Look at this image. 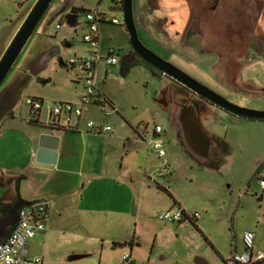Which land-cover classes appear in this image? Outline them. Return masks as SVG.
Here are the masks:
<instances>
[{
    "label": "rangeland",
    "instance_id": "374dc122",
    "mask_svg": "<svg viewBox=\"0 0 264 264\" xmlns=\"http://www.w3.org/2000/svg\"><path fill=\"white\" fill-rule=\"evenodd\" d=\"M35 1L0 0V34L7 31L0 39V55ZM64 4L85 11L96 7L118 21L99 24L96 47L101 57L112 52L116 63L100 60L94 70L96 91L116 113L105 115L98 106L90 105L82 111L79 123L90 120L121 136H131L137 129L145 139L151 137L153 124H158L165 155L159 159L146 143H138L134 144L137 153L127 157L133 168L136 218L124 239L86 243L70 239L69 245L65 243V256L38 255L41 264H125L121 260L124 254L130 255V264H197L195 257L206 264H225L231 252L244 251L242 235L246 231L253 236L252 253L264 255V189L257 182L264 175V120L240 118L215 105H205L139 59L121 72V58L131 48L122 11L113 9L112 1H50L2 85V89L9 84L18 88L12 109L15 116L25 117L23 100L36 97L43 101L38 119L47 122L44 105L73 102L81 94L79 72L70 63L90 46L80 40L82 12L76 14L75 26L67 24L64 14L52 18V11ZM130 4L136 36L146 49L229 103L264 111V92H258L264 88V0H131ZM15 76L20 78L19 87L18 81H13ZM163 97L170 103L164 107L159 103ZM177 97L203 108L197 116L202 131L226 143L223 154L214 146L210 150L219 159L217 168L203 165L182 148L173 121ZM6 122L4 115L0 129ZM59 123L65 125L64 116ZM76 123V117L71 116L69 124ZM24 151L19 135L13 145L0 141V162L12 164ZM164 162L170 171L167 175L160 171ZM168 194L197 218L180 223L157 220L156 215L172 204ZM121 242L125 244L111 246ZM72 254L86 255L69 260Z\"/></svg>",
    "mask_w": 264,
    "mask_h": 264
},
{
    "label": "crops",
    "instance_id": "0c3cea01",
    "mask_svg": "<svg viewBox=\"0 0 264 264\" xmlns=\"http://www.w3.org/2000/svg\"><path fill=\"white\" fill-rule=\"evenodd\" d=\"M19 79L15 76L13 81ZM17 91L18 88L11 97L9 112L5 114L8 122L0 129V141L13 145L19 135L25 151L12 164L0 162V202L17 201L13 179L23 175L18 184L20 201L45 203L43 230L28 241V253L58 254L60 257L65 256V243L69 245L70 239L82 243L124 239L136 218L133 168L127 157L136 152L134 144L145 143L143 132L133 129L131 136L113 135L111 130L109 133H92L85 123H79L81 114L75 125L68 123L72 131L53 128V134L58 138L55 162L53 165L39 163L35 161L36 142L48 127L28 122L34 120L28 108L25 117L15 116L12 109ZM77 100L78 97L73 103ZM170 199L172 204L164 210L179 208L185 212L179 201L171 195ZM72 249L70 251H74Z\"/></svg>",
    "mask_w": 264,
    "mask_h": 264
},
{
    "label": "built area",
    "instance_id": "2783aa9c",
    "mask_svg": "<svg viewBox=\"0 0 264 264\" xmlns=\"http://www.w3.org/2000/svg\"><path fill=\"white\" fill-rule=\"evenodd\" d=\"M113 5L117 7L121 4L122 0H111ZM83 14V22L81 26L80 40L82 43L90 46V49L85 51L82 57L77 58L70 63V66L75 68L79 72L78 82L81 86V94L76 103L59 101L52 104H46L44 107L47 109V123L49 125L59 123L60 117H65V126L68 127V123L71 116L78 118L83 111L84 107L90 105H96L100 108V111L105 114L116 113L114 107L110 104H99L100 97L95 88L94 83V70L96 64L103 60L105 64L113 65L116 63V58L112 55V52L106 57H101L96 47L99 45V24L103 22H109L111 24H118L117 19L114 17L108 18L104 11H99L95 7L92 10H87ZM75 26V18L73 24ZM58 27V25H56ZM23 104L28 108L30 115L39 116L41 107H43V101L33 97H26L23 100ZM85 127L92 133H100L109 131L108 126H101L94 124V122L87 120ZM162 128L158 124H153L150 138L145 139V143L155 153L159 159H164V149L162 141L158 138ZM163 175L170 173L167 164L164 162L163 167L160 168ZM258 187L264 189V175L257 178ZM46 218V206L41 201H35L30 204L23 205L17 209V221L13 224V227L8 231L3 239L0 240V264H41V257L38 255H30L27 249V242L31 240L37 233L41 232L44 227V220ZM197 214H188L179 208H172L165 210L156 215V219L161 222L178 223L183 220L196 219ZM252 233L244 232L242 235V243L244 251L239 254L230 253L225 264H252L264 258V255L257 252L252 253ZM130 255L124 254L121 256V260L125 264H130Z\"/></svg>",
    "mask_w": 264,
    "mask_h": 264
},
{
    "label": "water",
    "instance_id": "95a60500",
    "mask_svg": "<svg viewBox=\"0 0 264 264\" xmlns=\"http://www.w3.org/2000/svg\"><path fill=\"white\" fill-rule=\"evenodd\" d=\"M51 0H36L20 27L15 32L10 40L8 46L0 57V87L8 78L15 63L20 59L28 40L31 37L36 25L44 16ZM131 0H122V20L125 31L128 35L129 45L133 55L130 60L121 58L120 68L122 72L126 71L127 65L135 59V57L143 60L149 69H154L161 74L169 77L178 84L187 88L194 94L202 97L213 105L231 113L235 116L250 120H264V111L248 110L235 106L206 86L198 83L193 78L181 72L168 62L159 58L157 55L146 49L138 40L135 32V27L131 14ZM67 4H64L56 12V15L63 13ZM51 18V19H52ZM64 18L67 24L72 25L74 16L72 14H65ZM153 74H155L152 71ZM176 108L173 113V121L177 125L179 132V141L185 152L195 160L203 163L212 158L210 153L214 146L213 141L206 135L198 122L197 112L192 103L186 102L183 98H179L176 102ZM11 107V92L7 91L0 98V119ZM55 130L52 128L45 129L43 133L37 138L35 161L46 165H53L56 157L57 136L54 135ZM26 205L21 201H14L7 213L0 219V238H2L8 227L17 221V209ZM85 254H72L68 257L69 260L84 257ZM197 264H206V262L195 257L193 260Z\"/></svg>",
    "mask_w": 264,
    "mask_h": 264
},
{
    "label": "trees",
    "instance_id": "16d2710c",
    "mask_svg": "<svg viewBox=\"0 0 264 264\" xmlns=\"http://www.w3.org/2000/svg\"><path fill=\"white\" fill-rule=\"evenodd\" d=\"M112 8L113 9H121V4H119L117 7L114 6ZM78 12L84 13L85 10L70 7V14H72L74 16V18ZM107 54H109V53H107ZM139 62L143 65H147L141 59H139ZM120 71L122 72V68H120ZM256 90H258V89H256ZM258 92H264V88L259 89ZM98 96L100 97V103L99 104H110V105H112L104 96H101L100 94ZM33 98H36V97H33ZM36 99L41 100L39 98H36ZM31 116L34 120H31L28 122H30L31 124L37 125L39 127H48V128H52V129L55 128V129L64 130V131H72V129L68 128V127H58L56 124L49 125L48 123H46V124L42 123V122L38 121V114L37 115H31ZM209 138L213 141L214 147L218 150L219 154H223L224 152L227 151V145L221 138L213 136V135H209ZM218 163H219V159L216 157V155H213L211 159L207 160L206 162H203L202 164L210 166L212 168H217ZM23 178H24L23 175H18V176H15L13 179V188H14L13 190H14L15 199L17 201H20V198L18 195V184H19L20 180H22ZM169 197H170V195H169ZM30 203H33V202H30ZM30 203H25V204H30ZM12 204H13L12 202H10V203L0 202V219L7 213V211L9 210V208L11 207ZM180 222H182V221H179L178 223H180ZM12 227H13V225L9 226L5 234H7L8 231ZM124 244H125V242L112 243L111 246L112 247L113 246H123ZM127 244L130 247L131 241H128ZM258 263H264V258L255 262V263H252V264H258Z\"/></svg>",
    "mask_w": 264,
    "mask_h": 264
},
{
    "label": "flooded vegetation",
    "instance_id": "af4514ba",
    "mask_svg": "<svg viewBox=\"0 0 264 264\" xmlns=\"http://www.w3.org/2000/svg\"><path fill=\"white\" fill-rule=\"evenodd\" d=\"M58 10V9H57ZM56 10V11H57ZM56 11H52L53 12V14H54V12H56ZM61 14H70V6H66V9H65V11L63 12V13H61ZM20 25H21V23H19ZM20 25H19V27H20ZM18 27V28H19ZM6 33H7V31H6ZM6 33H5V31H4V33H1L0 34V39L2 38V36H3V34H4V36L6 35ZM12 39V38H11ZM10 42V41H9ZM9 44V43H8ZM8 44H7V46H8ZM6 46V47H7ZM2 49H3V47H2ZM6 49V48H5ZM4 49V50H5ZM4 50H2L3 52H4ZM2 52V53H3ZM2 55V54H1ZM1 55H0V57H1ZM131 55H133V52L132 51H130L126 56H125V60H130V59H132L131 58ZM138 59L139 58H137V57H135V59H133V61H138ZM156 71V70H155ZM168 79H170L169 77H168ZM172 82H174V83H176L177 85H179V86H181V87H183L181 84H178L177 82H175L174 80H172V79H170ZM4 87V86H3ZM2 86L0 87V91H1V89L3 88ZM184 89H186L188 92H190L191 93V95H195V96H197V97H199L200 99H202L203 101H204V103H205V105H213L212 103H210V102H208V101H206L205 99H203L202 97H200V96H198L197 94H194V93H192L191 91H189L187 88H185V87H183ZM7 91H10L11 92V97L13 96V94H14V92H15V88H14V86L12 85V84H9V85H7L4 89H2V91H1V93H0V98L3 96V94L5 93V92H7ZM178 99L179 98H183L184 100H186V102H188V103H192L193 104V106L195 107V110H196V112H197V116H198V114H199V112L203 109H198L197 108V106L195 105V103L193 102V101H191V100H189V99H186V98H184V97H177ZM177 99V100H178ZM159 103H161V105L164 107V106H167V105H169L170 103L169 102H165V97H163L160 101H159ZM9 111H7L5 114H7ZM4 114V115H5Z\"/></svg>",
    "mask_w": 264,
    "mask_h": 264
}]
</instances>
